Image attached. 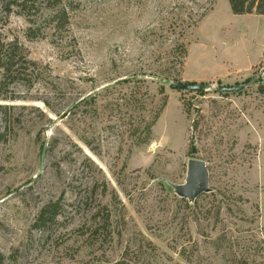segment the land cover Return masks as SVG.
Wrapping results in <instances>:
<instances>
[{"label":"rangeland","instance_id":"374dc122","mask_svg":"<svg viewBox=\"0 0 264 264\" xmlns=\"http://www.w3.org/2000/svg\"><path fill=\"white\" fill-rule=\"evenodd\" d=\"M5 1L3 42L53 78L1 92V264H264V17L233 15L228 0H61L67 31L54 37L38 15L44 36L29 40ZM90 94L63 118L48 109ZM189 159L206 163L212 190L193 204L164 183L183 184ZM48 203L57 216L36 223Z\"/></svg>","mask_w":264,"mask_h":264},{"label":"trees","instance_id":"16d2710c","mask_svg":"<svg viewBox=\"0 0 264 264\" xmlns=\"http://www.w3.org/2000/svg\"><path fill=\"white\" fill-rule=\"evenodd\" d=\"M51 1L44 0H6L1 4V11L6 15L10 13H15L25 19L28 23V27L26 30V37L29 40L36 39L38 37H43L44 33L41 32L39 26H35V18L40 16H45V21L49 26V30L52 31V35L55 37L60 33H64L67 30V26L69 24V16L67 13L66 7L63 5L61 0H54V7H51ZM230 10L233 15L243 16V15H258L264 16V0H228ZM59 39V38H58ZM55 42V41H54ZM56 43V42H55ZM181 50V56L179 61V66L183 65V60L186 57V51L184 49L183 44L178 45ZM39 65L27 59V55L24 54V51L16 42L4 43L2 36L0 34V101L12 100L8 97H3L1 92H7L9 85L16 83H27V88L31 89L35 83L38 82L36 78H42L41 80L45 84H50L49 79H52L49 69L47 67L40 68ZM166 78V77H164ZM124 82H130L125 80ZM90 94L87 97H84L81 100H77L71 105H68V110L64 111L63 109L53 110L48 106L47 101H41L45 107H48L50 112L55 117L63 118L67 114H71L75 110L79 108L81 105H87L89 102H94L95 97L91 98ZM66 108V107H65ZM6 106L0 105V116L4 123V127L0 129V137H3L7 132V126L9 124V120L7 118ZM10 109V108H9ZM159 112L155 113L150 120L142 119V125L134 129L135 133V146L139 147L147 144L151 138V128L157 121L159 117ZM141 127V128H140ZM57 203H48L44 207H42L39 211V214L36 219V223L41 224L47 221L50 222L55 219L57 216ZM97 230V229H96ZM95 230V231H96ZM97 238V237H96ZM97 240V239H96ZM4 257L0 255V264L3 261ZM96 258L94 257L89 261V264H98V261H94ZM111 264H122L120 261L111 263Z\"/></svg>","mask_w":264,"mask_h":264},{"label":"water","instance_id":"95a60500","mask_svg":"<svg viewBox=\"0 0 264 264\" xmlns=\"http://www.w3.org/2000/svg\"><path fill=\"white\" fill-rule=\"evenodd\" d=\"M165 83L177 90L185 92H202L205 90L204 84L197 85L184 82L170 81H165ZM250 86L251 82H246L229 87H220L217 89V92L232 93L243 90ZM48 141L49 137L46 136L42 144L39 167L36 176H40L43 172ZM164 183L171 189L173 194H175L181 199H185L189 204H193L198 197L203 194L210 193L212 191L209 188V174L206 163L197 159H189L187 161L185 180L183 184L177 185L172 184L168 181H164Z\"/></svg>","mask_w":264,"mask_h":264},{"label":"crops","instance_id":"0c3cea01","mask_svg":"<svg viewBox=\"0 0 264 264\" xmlns=\"http://www.w3.org/2000/svg\"><path fill=\"white\" fill-rule=\"evenodd\" d=\"M246 16H253V17H258V18H260V17H264V16H258V15H246ZM261 60H262V59L260 58V60H259L255 65H257ZM255 65H254V66H255ZM254 66H253V67H254ZM253 67H251V69H248V71H246V72H240V70L235 71L234 73L238 76V77H236V78H240V77L243 76V75L246 76L247 73H249V72L252 70ZM245 73H246V74H245ZM237 80H238V79H235V81H233V83H236Z\"/></svg>","mask_w":264,"mask_h":264},{"label":"built area","instance_id":"2783aa9c","mask_svg":"<svg viewBox=\"0 0 264 264\" xmlns=\"http://www.w3.org/2000/svg\"><path fill=\"white\" fill-rule=\"evenodd\" d=\"M264 75V68H262V70H261V76H263Z\"/></svg>","mask_w":264,"mask_h":264}]
</instances>
